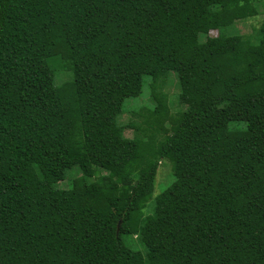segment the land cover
<instances>
[{"label": "trees", "instance_id": "16d2710c", "mask_svg": "<svg viewBox=\"0 0 264 264\" xmlns=\"http://www.w3.org/2000/svg\"><path fill=\"white\" fill-rule=\"evenodd\" d=\"M258 1L0 0V264H264Z\"/></svg>", "mask_w": 264, "mask_h": 264}, {"label": "rangeland", "instance_id": "374dc122", "mask_svg": "<svg viewBox=\"0 0 264 264\" xmlns=\"http://www.w3.org/2000/svg\"><path fill=\"white\" fill-rule=\"evenodd\" d=\"M262 2H264V0L255 3L259 10L262 9ZM261 20H262V14L258 13L257 15L253 17H249L245 20L236 21L233 25H231L228 28L227 31L252 35L256 32V29L260 26ZM215 33L216 31H211V34H215ZM68 75H69L68 73L67 74H65L64 72L62 73V71L57 72L56 82H61L63 79L68 78ZM160 82H161L160 90L166 93L167 95L169 109L171 110V112L176 113V111L180 109L181 106L180 104H178V98H177L178 87H177V78L175 74L173 73L167 74L165 78L163 77L161 78ZM153 103L154 101L149 91L147 77H144L142 93L138 97L126 99V101L124 102V106L125 107L128 106V107L125 110V112H123L119 116L118 118L119 122L122 124H127L132 119H134L135 116L133 112H136L138 109H141L145 106H151L153 105ZM125 134L127 136H131L132 131L127 129L125 131ZM168 171L170 173V165L166 160H163V163L159 165L156 174L154 195L160 192L161 190H163L169 183V179L167 178ZM100 173H104V171H100ZM66 176L69 178V180H72L75 176L76 177L80 176V171L77 169L73 170L72 168H70L67 170ZM58 185L61 187H67L68 182L60 181Z\"/></svg>", "mask_w": 264, "mask_h": 264}, {"label": "water", "instance_id": "95a60500", "mask_svg": "<svg viewBox=\"0 0 264 264\" xmlns=\"http://www.w3.org/2000/svg\"><path fill=\"white\" fill-rule=\"evenodd\" d=\"M117 227H119V224H118V226Z\"/></svg>", "mask_w": 264, "mask_h": 264}]
</instances>
